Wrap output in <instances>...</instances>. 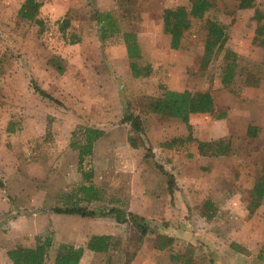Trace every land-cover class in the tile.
<instances>
[{"label":"crops","instance_id":"obj_1","mask_svg":"<svg viewBox=\"0 0 264 264\" xmlns=\"http://www.w3.org/2000/svg\"><path fill=\"white\" fill-rule=\"evenodd\" d=\"M9 1L14 2V7L8 5ZM26 1L27 0H0V10L7 8L8 5L10 8H14L16 15H19ZM35 1H40L36 17H41L43 14L46 15L44 18L48 17L53 20L62 17L77 19L80 15V11H83V15L92 13L93 16L97 12H110L118 18V30L109 35L104 41L107 55L106 57H100L98 59V64H101L105 69V73L111 74H108L110 76H100L99 79L100 82L114 84L125 83L129 84L131 87V90L127 91L129 94H126V96L123 94V89L118 88L120 92L119 97L122 102L127 101V99L136 100L138 104L137 108H139L135 114L130 112L129 109L124 108V106L119 110V115H121L120 122H124L123 124L128 126V131L130 129H136H134L131 120L124 119L125 116L130 112L139 116V119H142L140 103L142 104L145 102L146 105L147 103L152 105L162 97L165 89L180 93L186 91L192 93L209 92L214 99V108L212 110L190 113L187 121L184 120L183 117L166 115L153 109L151 111L148 110L150 114L147 116L146 123L144 122L142 125L143 130L139 131L143 136L142 132L146 127V139L139 140L136 144L135 140H131L128 135L120 145L111 142L110 150L106 153V161H111L112 163L110 166L106 167L107 178L105 182L101 180L102 172L97 173L98 170L94 168V173H89V179H87L92 182L84 183V175L81 173V178L73 183V187H76L73 188L75 191L89 188L93 194L101 193L103 189L112 193L111 189L114 190L116 187L118 188V185H121L120 183L122 182V180H120L116 183L114 175L115 162L119 161L121 163V170L123 172L120 173L123 174L126 169L131 171V167H133L135 169L134 171H138L139 175L134 176L130 187L125 186L126 184L123 180V189L122 191L120 189L116 190L118 196L114 203L115 205H111V208L122 209L124 215L126 213H133L143 217L151 228L150 234H146L149 235V237H159V235L164 234L166 231L171 233L168 234L171 237H179V234H182L180 237L183 238H166V241L171 243L169 246H166L162 241L164 238H149L145 235L140 238L137 247L133 250L131 238L123 236L121 238H116L119 237L114 236L117 234L116 229L113 226L104 228L102 222H100L108 221V219L112 218V215L99 214L98 216L100 217L94 218L95 222L86 228L83 224L89 216H82L78 213H62L66 216V222L68 226H70V231L67 226L64 227L65 234L62 237L67 238L68 241H70L69 238H73L71 247H86L87 243L94 235L111 236L109 241L110 246L106 252H96L86 248L79 264H94L91 258L96 256L101 257L100 255L102 254H105L107 259L114 258L118 255V258L122 260L120 264H211L213 260L214 264H227V261H229L228 264H243L240 261L242 256L251 259V264H260L258 258L259 249H261L262 246H258L260 243L259 238H196L198 234H195L193 229L198 218L204 220L205 224H212L213 227H216V225L217 227H226L230 217V215H227V212L236 211L241 208V202L243 203V200H239V195H241V197L250 195L252 193L251 189L259 182L262 176L264 166V142L260 143L258 140L256 141L254 139L258 137L261 139L263 136L262 133H264V72L258 75L256 72H253L254 74L250 73L249 76H232L231 80L225 82L224 76H207V86L200 91H192L189 89L190 87L182 82L181 76H171V81L167 82L169 86L167 88L160 86L159 88V80L157 77L142 76L144 67L150 63L154 64V62L150 61L148 55L146 56L141 34L145 31V26L148 25V16L155 12H160L162 14L161 25L162 31H164L165 10L176 9L181 5L178 6L177 4V6H169L163 9L161 4L152 3L154 0ZM254 15L255 12L253 16H251V19H254L256 23H258ZM128 16L132 17V21L127 22ZM97 26L99 30H101V26L98 22ZM257 27L258 26L255 25L253 28H245L243 32L244 36H242V41L245 43L244 45L246 47L251 46L250 57L253 59V63L258 62V47L263 46L260 41L257 40ZM249 30L250 32L247 35ZM164 33L167 34L170 44V34L166 31H164ZM127 34H132V39L136 40L137 47L135 50H133L130 45L133 42L125 39ZM227 34V43L230 42L234 47V40H231L229 33ZM182 45L183 40L181 46ZM172 50L177 55V53L181 52V47ZM239 56L241 58H247L242 55ZM41 61L45 62V57H43ZM118 70L119 72L126 71L128 76H115V72ZM188 77L189 76H187V80ZM142 82L147 84L141 87ZM160 89H162V91ZM2 108L1 104L0 121H3ZM5 108L14 109L10 110L9 119L6 124L0 123V125L2 124L5 130H14L15 127H18V124L12 122L14 120H12L10 114L12 111H15V115L18 116V112H20L19 108H15V106ZM29 112L30 108L27 113ZM44 113L45 112H42V115H45ZM75 114L76 123L74 128H82L84 122L81 113L78 112ZM30 115L34 116L35 114L33 113ZM92 120L93 122L89 124V128H84V130L101 129V131H104L105 123H103L102 120ZM155 127L160 128L162 133H164L165 130H169V136L152 138L151 131ZM102 134L103 137L104 132ZM100 138L101 136L93 142L92 150L89 154L90 157H97L99 147L102 146L99 142ZM221 143L227 144L220 148ZM70 144L71 140L66 144L64 143V147L66 148L61 151L63 153L62 157L65 156L74 162H80L82 145H76L74 147L78 149H73ZM58 145L62 147V142H58ZM146 145L149 147L152 146L154 149H160V153L158 152L157 157L150 158L145 156L144 158L141 155L138 156L141 153L139 148L141 146L145 147ZM116 146L124 147L127 154L121 150L115 151ZM178 148L185 150L188 155H193L192 162L195 161L196 166H187L185 169L182 167L180 168L178 162L179 155L177 154L179 151ZM44 153L42 157L38 154V160L36 161H10V167L0 164V171L8 177L9 171H11L12 180L15 181L12 190L11 188L9 189V186L6 189L8 196L15 199L14 204H12L11 215H13L15 210L21 212L23 211L22 209H25L22 201H24L23 196L27 193L33 192L38 196L34 201L26 200L29 203L28 207L30 211L46 210V212L47 207L45 206L47 204V206H50V196L58 193V186L54 184L52 178V155ZM128 153H130V155ZM132 153L135 154L132 155ZM54 155L56 156V154ZM87 155L84 156V161ZM116 158L118 160H116ZM1 163L6 165V162L1 161ZM204 172L210 173L211 177H213L210 184L207 183L206 178L198 179L199 175H203ZM184 175H186V182H184ZM0 178L2 177L0 176ZM30 181L34 183V188L25 187ZM4 183L6 185L9 184L7 182ZM184 183L186 184L185 186H183ZM195 187L198 189L195 190ZM183 195H186V202ZM220 195H234L235 197L230 200H220ZM209 199L212 201L213 209L217 212L216 214L211 211L210 214L206 213V215L199 212L200 210L198 211V209H202L200 205ZM215 201L217 203H215ZM67 209L71 208L63 210ZM86 209L99 212L106 208L102 206H92V208L88 207ZM189 209L191 214H189ZM208 215L210 216L208 217ZM47 216V219H41L39 221V225L35 223V218L30 220L28 228L31 229L30 231L32 232L36 231V239L33 245H23L24 247L35 246L38 238L42 237L41 235H45V232L50 230L53 217L50 216V214H47ZM126 217L128 218V215ZM69 222H72L73 225H69ZM158 227H161V229L157 230ZM164 227L168 229H162ZM58 228V224H55V236L51 237V235H49L53 240L49 251L50 257H52L57 242L55 239L57 237L56 233ZM153 228H155L157 234ZM25 230H27V228ZM222 233L225 234L224 230ZM185 234H187V236H185ZM199 235L202 237L201 233ZM119 239L122 243V248L120 249L116 247V242ZM62 243L66 244L68 242ZM263 243L262 241L261 244ZM173 244L175 246L179 245V248L186 245L187 247L182 248L183 250L177 253ZM15 247L19 246H16L13 240H8L6 238L5 240H0V264H13L7 251ZM245 249L248 250V257L242 253L245 252ZM59 253L57 252V254L53 256V262H55V258Z\"/></svg>","mask_w":264,"mask_h":264},{"label":"rangeland","instance_id":"obj_2","mask_svg":"<svg viewBox=\"0 0 264 264\" xmlns=\"http://www.w3.org/2000/svg\"><path fill=\"white\" fill-rule=\"evenodd\" d=\"M211 2L212 7L203 17H190V27L185 29L181 52L177 55L170 47L167 34L162 31V14L155 12L148 16V25L145 26V31L141 35L146 56L148 55L150 61H153L154 64L146 65L142 76L157 77L159 88L160 86L167 88L169 86L167 82L171 81V76H181L182 82L190 87L189 89L200 91L207 86V76H224L228 64H234L235 61V76H249L250 73L254 74L253 72L258 75L264 72V45L258 47V62L253 63V59L250 57L251 46L246 47L242 41L245 28L258 26V23L251 19V16H253L256 9H261L264 12V0H256V7L245 10L239 8L240 0H211ZM36 3L39 4L40 1ZM152 3L161 4L165 9L169 6H177V4L178 6L189 7L191 0H154ZM13 4V1L8 2V5L14 7ZM8 5L7 8L0 10V76H2L0 77V105L2 104L3 107V121H0V123L6 124L10 110L14 109H6L5 107L15 106V108H19L20 112L17 111L18 116L15 115V111L10 114V117L14 120L12 122H16L19 128L5 130L2 124L0 125V159L6 162V165L1 161L0 164L10 167V161H36L38 160V154L42 157L43 153L46 152L44 154L52 155V178L54 184L58 186V193L50 196V206H47L48 204L45 206L47 212L46 210L30 211L29 203L26 200L34 201L38 196L33 192L27 193L23 196L24 201H22L25 209H22L21 212L15 210L11 215L12 204H14L15 199L8 196L6 189L9 186V189L12 190L15 181L12 180L11 171H9V177L0 171L2 177L0 178V240H5V238L13 240L16 246L33 245L36 239V231L32 232L28 228L30 220L35 218V223L39 225V221L47 219V214H50L53 217L51 228L40 238L49 237V235L54 237V227L55 224H58L59 228L55 239L57 242L52 257L49 253L46 261V264H54L53 256L57 252H62L65 247L71 246L73 239L69 238L70 241H68L67 238L62 237L65 234L64 227L67 226L70 231V226L66 222V216L56 212V209L63 210L76 208L77 206L83 208L102 206L106 209L97 213H106V215H112L113 218L108 219V221H100L103 227L113 226L117 232L114 236H119L116 238L122 236L131 238L133 250H135L140 238L145 235H142L140 228L133 221L131 215L127 213L124 215L122 209L123 213L121 214L110 213L108 209L111 208V205H115L118 196L116 190L120 189L122 191L123 180L125 186L130 187L134 176L139 175L138 171H134L135 169L131 167V171L126 169L124 174L120 173L123 172L121 170L122 166L119 161H116L114 164L115 180L116 183L120 180L122 182L121 185H118V188L111 189L112 193L105 189H103V192L95 194L89 188L77 191L73 189L76 188L73 187V183L81 178V173L84 175V183L92 182L87 179H89V173H94V168L98 170L97 173L102 172L101 180L105 182L107 178L106 167L112 163L106 161V153L110 150L111 142L120 145L128 135L131 140H135L136 144L139 140L147 138L146 127L142 132V136L138 130L130 129L128 131V126L123 124L124 122H120L119 110L122 106L134 114L139 109L136 100L127 99V101L122 102L119 97L118 88H122L123 94L126 96V94H129L127 91L131 90L129 84L100 82V76H110L108 74L111 73L106 74L105 69L101 64H98L100 57H106L107 50L104 43L105 39L101 37V30L97 26L95 17L92 13L83 15L84 12L80 11L77 19L62 17L53 20L48 17L44 18L46 15L42 14L41 17H36L34 20H27L20 15H16L14 8H10ZM128 17L127 22L132 21V17ZM213 22H218L226 27L225 29L230 34L231 40H234V47L230 42L223 44V46L217 47L213 55L206 61V59L204 60L205 44L208 29ZM263 24L264 21H262ZM249 32L250 30L247 35ZM259 37L263 38L262 36ZM238 54L247 58H241ZM43 57H45V62L41 61ZM115 76H128V74L126 71L119 72L118 70L115 72ZM187 76H189L188 80ZM145 84L147 83L142 82L141 87ZM40 90H44L49 96L42 95ZM160 90L162 91V89ZM140 106L142 113L140 124L142 126L144 122L146 123L147 116L150 114L148 110L151 111L152 107L149 103L146 105L145 102L140 103ZM29 108L30 112L27 113ZM42 112H45V115H42ZM78 112L81 113L84 122L83 129L74 128L76 123L75 113ZM33 113L34 116L30 115ZM92 119H100L105 123V129L102 130L104 136L102 137V134L99 141L102 146L99 147L97 157L87 155L83 163L74 162L65 156L62 157L63 153L61 151L66 148L64 143L66 144L69 140H71L70 146L73 149H78L74 147L76 145L85 147L88 143V133L84 128H89V124L93 122ZM169 133V130L162 133L160 128L155 127L151 131V136L152 138L168 137ZM262 134L261 139L258 137L254 140L263 143L264 133ZM58 142H62V147L58 145ZM226 144L221 143L220 148L226 146ZM115 148V151L121 150L126 153V149L122 146H116ZM139 149L141 153L139 152L138 156L141 155L144 158L145 156L155 158L160 151V149H154L148 145L141 146ZM178 149L180 168L185 169L187 166H196V162H192L193 155H188L185 150ZM128 154L130 155V153ZM134 154L132 153V155ZM116 160L118 159L116 158ZM185 176L184 182H186ZM202 178H206L208 184L213 180L211 174L207 172L199 175L198 179ZM4 182L9 184L6 185ZM26 185L25 187L28 188L35 187L32 181ZM185 185L184 183L183 186ZM197 189L195 187V190ZM224 195H220V200H230L235 197L234 195ZM183 197L186 202V195H183ZM240 197L241 195H239V200H243L241 208L227 212L230 217L226 227H217V225L213 227L212 224H205L204 220L198 218L193 231L198 234L196 238H259L260 243L258 246H262V248L259 249L258 261L260 264H264V243L261 244L262 241L264 242V200H261L260 204L255 207L250 195ZM215 203L217 202L215 201ZM188 211L191 214L190 209ZM198 211L203 213L201 208ZM211 211L217 213L213 208L207 210V213L210 214ZM122 214L124 216L128 215L127 221L129 222L122 221L124 218ZM96 217L100 216L87 217L83 225L86 228L91 226ZM69 225H73L72 222H69ZM26 228L27 230H25ZM150 229L149 227L147 234H150ZM153 229L156 233L155 228ZM160 229L161 227L157 228V230ZM162 229L166 230L168 228L164 227ZM223 230L225 234L222 233ZM200 233L202 237L199 235ZM168 234L171 233L165 231L164 234L159 235L160 238H164L162 241L166 246L171 244L166 241V238H183L180 237L182 234H179V237H171ZM146 236L149 237V235ZM159 237L151 236L149 238ZM173 246L176 248L177 253L183 250L182 248L187 247L186 245L179 248V245L175 246L174 244ZM116 247L122 248L120 239L117 240ZM242 253L247 257L249 256L247 249ZM100 256L91 258L92 262L94 264H120L122 261L118 258V255L110 259H107L105 254ZM240 261L243 264L252 263L251 259L244 256ZM228 263L229 261H227ZM211 264H214V260L211 261Z\"/></svg>","mask_w":264,"mask_h":264},{"label":"trees","instance_id":"obj_3","mask_svg":"<svg viewBox=\"0 0 264 264\" xmlns=\"http://www.w3.org/2000/svg\"><path fill=\"white\" fill-rule=\"evenodd\" d=\"M35 0H27L26 3L21 8L19 15L26 18L27 20H34L38 13V8L40 3H36ZM211 0H191L189 7L181 5L176 9H166L164 13V28L167 33L170 34L171 38V48L179 49L182 43V37L185 29L190 27V17H203L205 13L212 7ZM256 0H240L239 8H251L256 7ZM95 20L101 26V37L106 39L109 35L114 33L119 28L118 19L112 15L110 12H97L95 15ZM254 18L258 20L257 27V40L264 45V12L261 9H256ZM218 22H213L208 31V36L205 44L204 50V60L206 61L213 55L217 47L223 46L228 41L227 29ZM262 36L263 38H260ZM132 34H127L125 39L127 41H132L131 47L133 50L137 47L136 40L132 39ZM236 61L234 64H228L225 75L224 82L231 80L232 76H235ZM41 94L44 96H49L44 90H40ZM53 99V98H52ZM153 110L160 113H164L170 116L183 117L184 120H188V115L195 112H207L214 108V99L209 92H198L192 93L186 92H176L169 89H165L161 98L151 105ZM125 120H131L134 129L142 131L143 128L140 124L139 116L133 113H128ZM88 143L82 148L80 152V163H83L84 156L89 155L92 150L93 142L102 135V131L99 129H88ZM253 205L257 207L261 200H264V166L262 170V176L258 183H256L250 194ZM213 208L211 199L207 200L202 205L203 213L206 214L207 210ZM59 213H78L82 216H96L97 213L94 210H88L83 207H76L67 210L56 209ZM110 213H122L121 210L116 208H109ZM100 215H106L100 214ZM123 215V214H122ZM134 222L137 223L141 230L142 235H146L148 232V224L143 217L136 214L130 213ZM207 215V214H206ZM118 216V215H117ZM124 216V215H123ZM210 215H208L209 217ZM119 217V216H118ZM128 218L124 216L122 221H127ZM110 235H94L91 237L86 247H65V249L60 252L55 258L54 264H79L83 257L86 248L91 249L96 252H106L110 246ZM52 238H38L37 243L33 247L19 246L7 251L9 258L12 260L13 264H46L49 257V251L52 246Z\"/></svg>","mask_w":264,"mask_h":264}]
</instances>
